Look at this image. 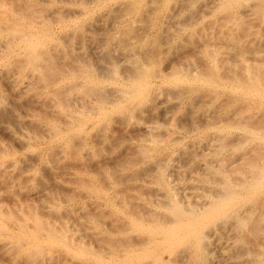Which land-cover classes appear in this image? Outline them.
<instances>
[{"label": "bare ground", "instance_id": "obj_1", "mask_svg": "<svg viewBox=\"0 0 264 264\" xmlns=\"http://www.w3.org/2000/svg\"><path fill=\"white\" fill-rule=\"evenodd\" d=\"M0 264H264V0H0Z\"/></svg>", "mask_w": 264, "mask_h": 264}, {"label": "rangeland", "instance_id": "obj_2", "mask_svg": "<svg viewBox=\"0 0 264 264\" xmlns=\"http://www.w3.org/2000/svg\"><path fill=\"white\" fill-rule=\"evenodd\" d=\"M141 20H145V18H144V19H140V22H141ZM107 21H108L109 24L106 23V24H107L106 27H108V25H110V23H112V22L110 21V19L107 20ZM109 21H110V22H109ZM148 22H149L148 20H146V22H143V21L141 22V23H142V26L145 25V26L143 27V29L146 27V25L148 24ZM141 23L137 26V30H138V32H137V30H136L137 33L140 32V36H137V35H136L135 38H136V39H137V38L139 39L140 37L142 38V37H144V36H148L149 38L152 37V38L155 39V38L157 37L156 34H155V33H156L155 30H154V31L151 30V29L149 30V26H147V27L145 28V30H143V29H142V26H141ZM149 24H150V23H149ZM110 26L112 27V24H111ZM110 26H109V27H110ZM109 27H108V29L106 28V31H107V30L110 31V28H109ZM168 27H170V29H168L170 32L173 31V27H172V29H171V26H168ZM168 27H167V28H168ZM150 28H151V26H150ZM141 30H142V33H141ZM106 31H105V27H104V30H103L102 32H101V31H100V33L97 32V33H98V39H99V42H101V40H102V41L104 40L103 35H104V37H105V34H103V33H107V32H109V31H107V32H106ZM136 32H135V34H136ZM143 32H144V33H147V32H148V33L143 35ZM164 33H165V32H164ZM171 33H172V32H171ZM95 34H96V33H95ZM95 34H93V37H97V36H95ZM99 34H100V35H99ZM101 34H102V36H101ZM154 34H155V37H153ZM141 35H143V36H141ZM158 35H159V34H158ZM161 35H163V33H162ZM164 35H165V37L167 38L166 41H167L168 43L164 40V39H165L164 36H162V38H161V37L157 38V39H159L158 42H163V43L166 42V43H167V46H168V44L170 43L168 48H166V45H164V44H163V45L165 46L166 49L163 48L164 46H163L162 48H163L164 50H167V49H168V50L171 51L172 53H170L168 50H167L168 52H167V51H164V52H166V53L163 54V58H164V60H163V58L161 57V58H162V60H161V61H162V65L160 64L161 68L163 67V69L166 68V65L168 66L169 62H171L170 64H175V63H177V62H174V61L177 60L178 63H179V62H180V59H179V58L182 59V58L185 57V55H186V57H188V56L193 52V50H194V49H191V48L187 47L190 43L186 45V44L183 42V41L187 40V38H185V36L187 35V32H186V33H184V32L175 33V34H174V37L168 35L169 37H171V41L169 40V37L166 36V33H165ZM184 35H185V36H184ZM99 36H101L102 39H100L101 37L99 38ZM159 36H160V35H159ZM133 37H134V36H133ZM186 37H188V36H186ZM182 38H183V39H182ZM193 38H195V37H192V38H191V39L193 40V42H191L192 44L189 45V46H190V47H193V48H194V47L196 48V46H197L198 44H197V42H195L196 40L194 41ZM157 39H155V40H157ZM93 40L96 41L97 38H94ZM162 40H164V41H162ZM178 40H179V42H178ZM86 42H88V40H87ZM89 42H90V40H89ZM89 42H88V43H89ZM91 42H92L91 44H93V43H97V42H93L92 40H91ZM158 42H157V43H158ZM177 42H178L179 44H177ZM185 42H186V41H185ZM103 43H105V42H103ZM103 43H101V44H100V43H99V44L97 43V45H102ZM112 43H113V42H112ZM195 43H196V44H195ZM113 44H114V43H113ZM151 44H152V43H151ZM151 44H150V45H151ZM158 44H159V43H158ZM182 44H184V45H182ZM86 45H87V44H86ZM93 45H95V44H93ZM97 45H96V46H97ZM104 45H105V44H104ZM104 45L101 46V47H104ZM177 45H179V46H178L179 49H178V48H175ZM181 45H182V47L185 46L186 49L184 48V49H185V50H184V49L181 47ZM192 45H193V46H192ZM194 45H196V46H194ZM88 46H89V44H88ZM109 46H110V45H109ZM173 46H174V47H173ZM111 47L113 48V46H111ZM148 47H149V45H148ZM172 47H173V48H172ZM180 47H181V48H180ZM150 48H151V46H150ZM188 48H189V49H188ZM118 49H119V48L117 47V50H118ZM152 49H153V46H152ZM176 49H177V50H176ZM117 50H116V51H117ZM172 50H174V51H172ZM113 51H114V50H112V52H113ZM116 51H114V52L116 53ZM177 51H180V52H181V51H184L185 54H183L184 52H183V53L181 52V53L183 54V56H180L181 53H180V52H177ZM190 51H191V52H190ZM188 52H189L190 54H189ZM118 53H119V51L117 52V54H118ZM121 53H122V52H121ZM123 53H124V51H123ZM173 53H174V55H173ZM175 53H176V54H175ZM179 53H180V54H179ZM193 53H194V52H193ZM170 54H171V55H170ZM182 54H181V55H182ZM114 55H115V56H113V53H112V55H111V53H110L109 58L111 57V58L113 59V57H115V58H116V60H115L116 62H115V61H113V62H114V63H117V61L120 60V58H121V57H120V53L118 54V57H117L116 54H114ZM121 55H122V54H121ZM164 55H165V56H168V57H165ZM176 55L179 56L177 59H176V57H177ZM193 55H194V54H193ZM88 56H89V55L86 56V59H87V60H88V58L90 57V56H89V57H88ZM170 56H171V57H170ZM174 56H175V57H174ZM190 56H192V54H191ZM75 58H77V56H75ZM75 58H74V59H75ZM111 58H110V61H111ZM115 58H114V59H115ZM117 58H119V59H117ZM166 58H169V59H166ZM171 58H173V59L175 58V59H174V60L172 59V61H171ZM89 59H90V60L88 61V63H90L91 66H92V63H93L96 59L92 60V59H93V56H92V58H89ZM165 59H166V60H165ZM75 60H76V59H75ZM87 60H86V62H87ZM91 60H92L93 62H92ZM64 61H65V62H64ZM67 61H69V65H70V67H69V66H68V67L65 66V65H68V64H67L68 62L66 63V59H65V60L63 59L62 62H61V60H60V61H59V64L62 65V67H63V64H64V67L69 68V70L74 69V67H75V66H78V64H79V61H78V62H77V61H73V62H72L70 59H68ZM106 61H107V60H106ZM161 61H160V63H161ZM163 61H165L164 64H163ZM168 61H169V62H168ZM63 62H64V63H63ZM74 62H75V63H78V64H75ZM94 63H95V62H94ZM94 63H93V66H94ZM178 63H177V64H178ZM95 64H96V63H95ZM118 64H119V67H120L121 64H120L119 61H118L117 65H118ZM122 64H124V63H122ZM74 65H75V66H74ZM163 65H164L165 67H164ZM119 67H115V69L117 70V68H119ZM121 67L124 68V67H125V64H124V66L121 65ZM121 67H120V69H121ZM66 68H65V69H66ZM123 68H122V69H123ZM122 69H121V70H122ZM69 70H68V71H69ZM63 71H64V68H63ZM65 71L67 72V70H65ZM119 71H120V70L118 69V72H119ZM120 72H121V71H120ZM104 86H105V85H104ZM105 87H107V86H105ZM107 89H111V87L108 86ZM74 94H76V93L74 92ZM131 109H132V108H131ZM145 110H146V112H145ZM147 110H148V109L145 108L142 112H140V113H135L134 116H135L136 118H138V119H139V117H141L142 119H140V121H141V122H144V121L147 120V118H148ZM143 113H144V114H143ZM145 113H146L147 115H145ZM140 114H141L142 116H141ZM143 115H144V116H143ZM143 117H144V118H143ZM144 119H145V120H144ZM134 120H135V118H132V119L125 120V121L123 122L124 124H127V125H125V127L128 126L127 129L130 131L129 133H128V131H126L127 129L124 127V124H123V127L121 126V128L125 129V131H126L125 133L129 134L132 138H137L136 134H137V135L140 134V127L138 126V125H139L138 121L136 122V120H135V121H134ZM126 121H127L128 123H127ZM125 122H126V123H125ZM129 126H130V127H129ZM131 126H132V127H131ZM118 127H119V126L109 128L110 130H111V129H115V130H113V131H111V132H110V130L107 131V133L110 132V134H112V133L114 134V137H115L114 142H115V141H116V142H115V144L113 143V141H112L111 143L114 144V145H116V146H115L116 148H114V149L111 148V150H110V149H109V148H110L109 145L107 144V145H108V146H107L106 144H104V142H105V141H104V142H103L104 145L101 146V148H100V150H99L100 153H99V152L96 153L98 156H96L95 153H93V154L91 155V156H93V157H88L87 159L84 158L83 162H81V163L79 164L80 166L78 165L80 168H83V169H81V170L84 171V168L87 167V168H85V172H87L88 169H89L88 172L91 173V172H92V169H93V172L96 171L97 168L99 169V166L96 167V165H97L98 163H99V164L102 163L100 166L104 165V167H106V166H112V163L115 164L116 162L121 161L122 156L124 157V154H126V152H127L128 150H126V147H127L126 144H127V143H126L125 140H124V139H125V138H124V135H125L124 130H122V129L119 127V128L122 130V132H123V133H121V132H120L121 130H120ZM138 127H139V128H138ZM88 128H89V127H88ZM116 128H118V130H117ZM129 128H131V130H130ZM137 128H138L139 130H138ZM116 130H117V131H116ZM114 131H116V133H115ZM118 131H119V132H118ZM119 133H120V134H119ZM135 133H136V134H135ZM113 134H112V135H113ZM117 134H118V136H117ZM106 135H107V134H106ZM122 135H123V136H122ZM133 136H134V137H133ZM122 139H123V140H122ZM117 141H118V142H117ZM122 141H123V142H122ZM105 143H107V142H105ZM111 143H110V144H111ZM118 144H119V145H118ZM105 145H106L107 148L105 147ZM114 145H112L111 147H113ZM117 145H118V146H117ZM123 146H124V147H123ZM103 149H106V150L104 151ZM108 149H109L110 151H109ZM101 150H102V151H101ZM123 150H124V151H123ZM112 151H113V152H112ZM102 152H103V153H102ZM123 153H124V154H123ZM102 154H103V155H102ZM120 155H121V156H120ZM85 156L87 157L88 155H85ZM85 156H84V157H85ZM99 156H101V157H99ZM117 156H119V157H117ZM97 157H98V158H97ZM113 157H114V158H113ZM85 159H86V160H85ZM88 159H89L90 161H89ZM99 159H100V160H99ZM113 159H114L115 161H113ZM117 159H118V161H116ZM94 160H95V161H94ZM96 161H97V162H96ZM84 162H85V164H84ZM94 162H95V163H94ZM106 162H108V163H106ZM61 163H62V164H58V165L56 164V165H54L55 169H57V167H59L60 169H61V168H63V169L66 168V167H64V166H66V164L64 163L65 165H63V162H61ZM82 163H83V164H82ZM96 163H97V164H96ZM105 163H106V164H105ZM110 163H111V164H110ZM81 164H82V165H81ZM86 164H87L88 166H90V167H88ZM89 164H90V165H89ZM109 164H110V165H109ZM60 165H63V167L60 166ZM83 165H84L85 167H84ZM92 165H93V166H92ZM94 165H95L96 168L94 167ZM105 165H106V166H105ZM56 166H57V167H56ZM91 166H92V167H91ZM54 167H52V170L50 171V172L54 171V172L50 173V177L53 176V177H52L53 179H51V178L49 179V178H48L49 176L47 177V175H49V171H46L45 173L42 172V173H43V176L46 175V178H47V179H46V178L44 177V178H45V179H44V182H45V183H44V184H45L44 186H45V189H46L45 191H46V192L48 191L47 193H52V191L55 192L54 189H55V188L57 189V187H56V185H54V184H55V182H54V178H55V177L58 178V175H59V174H62L61 177H60V175H59V178H58V179H59V181H60L61 178L64 179V178H65L64 176H65V173H66V172L64 173V171H67V170H66L67 168L64 169V171H63V169L60 170V169L58 168L59 170H56V171H58L59 173L57 172V173H58V174H57L56 171H55V169H54ZM79 167H78V168H79ZM102 167H103V166H102ZM86 169H87V170H86ZM90 169H91V170H90ZM95 169H96V170H95ZM93 172H92V173H93ZM51 174H52V175H51ZM53 174H54V175H53ZM56 174H57V175H56ZM55 175H56V176H55ZM63 175H64V176H63ZM54 176H55V177H54ZM48 179H49V180H48ZM46 180H47V181H46ZM56 180H57V179H56ZM48 181H49V182H48ZM52 181H53V182H52ZM46 183H48V184H46ZM51 188H52V189L54 188V189L52 190ZM49 191H50V192H49ZM50 195H51V194H50ZM66 207H69V206H66ZM74 225H76V224H74ZM76 227L79 228L78 225H76ZM81 233H82V232H81ZM68 235H69V236H72V238L75 239V238H76V235H78V234H77V233H72V232H71V233H68ZM77 237H78V236H77ZM53 252H54V253H59L58 250H53Z\"/></svg>", "mask_w": 264, "mask_h": 264}]
</instances>
